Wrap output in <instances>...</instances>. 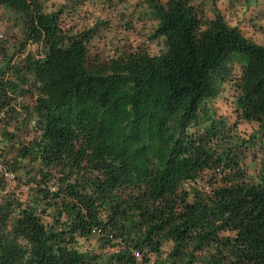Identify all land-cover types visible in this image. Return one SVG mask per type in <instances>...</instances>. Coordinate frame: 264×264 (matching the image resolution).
Segmentation results:
<instances>
[{
	"label": "trees",
	"instance_id": "16d2710c",
	"mask_svg": "<svg viewBox=\"0 0 264 264\" xmlns=\"http://www.w3.org/2000/svg\"><path fill=\"white\" fill-rule=\"evenodd\" d=\"M48 1L0 0L23 25L13 55L0 45V160L15 175L0 173V264H264V167L250 176L240 152L264 138V45L219 8L141 0L159 53L102 62L90 43L117 15L75 31L67 1ZM93 1L135 22L127 3ZM28 44L43 51L23 58ZM236 63L248 140L207 107ZM207 173L222 184L200 187Z\"/></svg>",
	"mask_w": 264,
	"mask_h": 264
},
{
	"label": "rangeland",
	"instance_id": "374dc122",
	"mask_svg": "<svg viewBox=\"0 0 264 264\" xmlns=\"http://www.w3.org/2000/svg\"><path fill=\"white\" fill-rule=\"evenodd\" d=\"M66 1L69 10L66 13L68 21L64 26L65 28H73L75 31L96 26L97 24L94 23L99 16H111L113 18L114 14L117 15L111 21V24L104 25L99 29L96 37L90 43L92 58L97 57L103 62L114 56L118 51H130L142 47H146L151 54L159 53L160 48L157 43L148 42L147 40L156 22L153 20L147 5L142 3L141 0H117L120 3V12L125 3L129 6L128 14L135 12V22L131 25H127L125 21L120 20L118 11L104 10L103 5L93 0H50L47 7L51 9L52 6ZM161 1L166 2L167 0ZM191 3L199 6L208 18H213L215 8H219L231 26H238L251 41L264 45V0H252L250 3L246 0H191ZM22 32L23 25L20 18L6 12L4 9H0V45L5 46L2 50H6L7 55H13L14 48L12 46L22 41ZM42 51L40 45L28 44L22 53V57L25 58L27 54L37 57ZM5 55L0 53V64L6 62L7 57ZM229 71L231 76L223 84L224 90L220 92L218 98L208 101L207 107L215 112V119L221 117L227 120L228 128L231 130L228 134L235 136V140L237 138L248 140L253 132L258 129V125L255 122L249 123L244 120L236 123L233 101L236 91L232 87V81L241 75V67L236 63L229 66ZM27 102L31 103L32 100L27 99ZM33 132L29 126V128L23 130L20 136L22 137L27 133L33 134ZM240 152L247 173L250 176L258 175L260 169L264 167V138L253 146L249 144L246 148H240ZM211 181L216 185L222 184L221 176L207 173L202 179L200 187L204 186L206 190H209ZM92 243L96 245V240H93Z\"/></svg>",
	"mask_w": 264,
	"mask_h": 264
},
{
	"label": "built area",
	"instance_id": "2783aa9c",
	"mask_svg": "<svg viewBox=\"0 0 264 264\" xmlns=\"http://www.w3.org/2000/svg\"><path fill=\"white\" fill-rule=\"evenodd\" d=\"M32 129H36V123H32ZM0 173L3 174L8 180L14 181L15 175L12 172L7 171L5 168L2 167L1 160H0ZM138 259H140L139 254H137Z\"/></svg>",
	"mask_w": 264,
	"mask_h": 264
}]
</instances>
